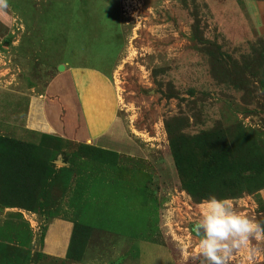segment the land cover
I'll use <instances>...</instances> for the list:
<instances>
[{
  "label": "rangeland",
  "instance_id": "rangeland-1",
  "mask_svg": "<svg viewBox=\"0 0 264 264\" xmlns=\"http://www.w3.org/2000/svg\"><path fill=\"white\" fill-rule=\"evenodd\" d=\"M26 1L37 31L73 29L101 63L144 151L0 128V264H208L191 229L210 196L264 225V0ZM65 219L75 235L56 258L47 231ZM228 264H264V239Z\"/></svg>",
  "mask_w": 264,
  "mask_h": 264
},
{
  "label": "crops",
  "instance_id": "crops-1",
  "mask_svg": "<svg viewBox=\"0 0 264 264\" xmlns=\"http://www.w3.org/2000/svg\"><path fill=\"white\" fill-rule=\"evenodd\" d=\"M37 1L32 0L33 4ZM29 2L24 0L16 11L8 0L9 8L0 13L1 130L22 137L29 133L50 136L120 156L142 155L143 145L122 118L119 92L100 68L101 63L90 61L87 48L75 44L77 40L71 42L73 29L63 32L48 25L42 33L37 31V17ZM263 7L258 3L254 8V26L261 35ZM43 52L51 53L48 64L40 61ZM61 65L62 72L58 70ZM43 66L47 67V81L41 86L36 74ZM74 235L72 220L53 221L47 231L45 252L66 258Z\"/></svg>",
  "mask_w": 264,
  "mask_h": 264
},
{
  "label": "clouds",
  "instance_id": "clouds-1",
  "mask_svg": "<svg viewBox=\"0 0 264 264\" xmlns=\"http://www.w3.org/2000/svg\"><path fill=\"white\" fill-rule=\"evenodd\" d=\"M8 8V0H0V13ZM199 211L191 231L208 264H228L235 252L248 248L251 239H264V225L237 212L229 199L210 196L199 204Z\"/></svg>",
  "mask_w": 264,
  "mask_h": 264
},
{
  "label": "water",
  "instance_id": "water-1",
  "mask_svg": "<svg viewBox=\"0 0 264 264\" xmlns=\"http://www.w3.org/2000/svg\"><path fill=\"white\" fill-rule=\"evenodd\" d=\"M58 70H59L60 72L64 71V66H63V65L59 66Z\"/></svg>",
  "mask_w": 264,
  "mask_h": 264
}]
</instances>
